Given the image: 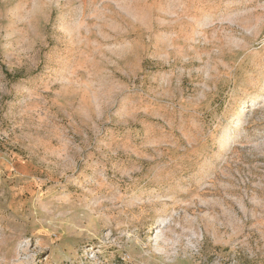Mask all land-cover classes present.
Wrapping results in <instances>:
<instances>
[{
  "label": "rangeland",
  "instance_id": "obj_1",
  "mask_svg": "<svg viewBox=\"0 0 264 264\" xmlns=\"http://www.w3.org/2000/svg\"><path fill=\"white\" fill-rule=\"evenodd\" d=\"M0 264H264V0H0Z\"/></svg>",
  "mask_w": 264,
  "mask_h": 264
}]
</instances>
